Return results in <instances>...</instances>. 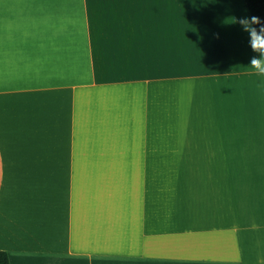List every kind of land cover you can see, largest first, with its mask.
Segmentation results:
<instances>
[{"label":"crops","instance_id":"obj_1","mask_svg":"<svg viewBox=\"0 0 264 264\" xmlns=\"http://www.w3.org/2000/svg\"><path fill=\"white\" fill-rule=\"evenodd\" d=\"M231 17L244 0H0L10 264H264V78Z\"/></svg>","mask_w":264,"mask_h":264},{"label":"clouds","instance_id":"obj_2","mask_svg":"<svg viewBox=\"0 0 264 264\" xmlns=\"http://www.w3.org/2000/svg\"><path fill=\"white\" fill-rule=\"evenodd\" d=\"M231 23H238L250 35V46L254 52L259 53V58L250 60V67L258 77L264 78V22L257 16L231 17ZM253 25H260L259 29ZM218 36V34H217ZM264 82V80H262Z\"/></svg>","mask_w":264,"mask_h":264},{"label":"trees","instance_id":"obj_3","mask_svg":"<svg viewBox=\"0 0 264 264\" xmlns=\"http://www.w3.org/2000/svg\"><path fill=\"white\" fill-rule=\"evenodd\" d=\"M249 16H257L264 22V0H244ZM259 29L260 25H253ZM0 264H10L6 251L0 250Z\"/></svg>","mask_w":264,"mask_h":264}]
</instances>
